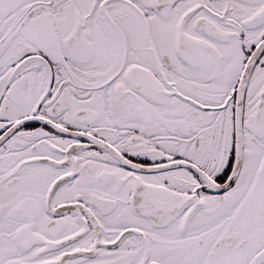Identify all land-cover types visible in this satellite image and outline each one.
I'll return each instance as SVG.
<instances>
[{"label":"snow or ice","instance_id":"6c2138e0","mask_svg":"<svg viewBox=\"0 0 264 264\" xmlns=\"http://www.w3.org/2000/svg\"><path fill=\"white\" fill-rule=\"evenodd\" d=\"M0 264H264V0H0Z\"/></svg>","mask_w":264,"mask_h":264}]
</instances>
